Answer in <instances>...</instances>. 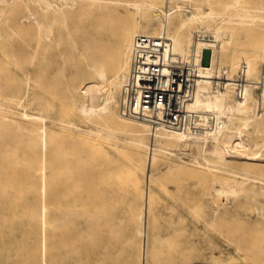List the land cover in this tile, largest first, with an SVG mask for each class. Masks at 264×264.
<instances>
[{"label":"rangeland","instance_id":"1","mask_svg":"<svg viewBox=\"0 0 264 264\" xmlns=\"http://www.w3.org/2000/svg\"><path fill=\"white\" fill-rule=\"evenodd\" d=\"M78 1L56 0L51 7L55 14L70 8L72 17L66 36L45 52L52 64L38 83V28L29 15L41 1L0 0V264H138L146 189L151 192L154 214L148 264H264V161L247 164L250 155L238 152L227 154L231 159L227 165L216 163L209 154V168L200 154L194 155L198 164L194 157L170 148L158 153L150 182L149 169L141 161L152 150L137 152L131 141L134 132L118 128L111 133L109 124L96 114L80 112L73 90L83 84L76 79L74 67L81 56L71 49L72 39L81 34L75 29ZM150 1L117 0L111 5L103 1L89 37L115 49L114 32L135 24L137 6L141 17L136 24L145 25L142 13ZM227 1L163 3L178 9L176 14L182 17L186 12L179 13L178 5L196 10L200 4L225 15L237 10L252 15L249 22L230 23L234 28L230 46L235 52L231 63L243 64L246 55L259 51L249 80L260 89L264 86V0ZM39 95L50 107L49 114L43 112L46 126L25 116L40 111ZM120 99L119 93V111ZM248 104L255 116L243 134L264 151V103L250 100ZM68 123L72 132L62 127ZM243 170L263 181L254 187L240 183L234 187L237 194L220 193L214 200L208 195L210 189L216 195L217 188H230L225 184L229 178L242 180ZM63 186L65 197L60 194ZM61 211L68 213L59 230L60 221L53 218ZM61 236L62 242H56ZM57 253L62 254L58 262Z\"/></svg>","mask_w":264,"mask_h":264},{"label":"bare ground","instance_id":"2","mask_svg":"<svg viewBox=\"0 0 264 264\" xmlns=\"http://www.w3.org/2000/svg\"><path fill=\"white\" fill-rule=\"evenodd\" d=\"M40 1L41 4L36 7V11L30 12L29 15L35 20L38 28V39H36L39 44L38 83L41 81L42 72L52 64L49 57L45 56V52L55 48L56 41L66 36L64 32L66 31V26L69 27V21L72 17L70 8L65 11L62 9L58 14L51 10V7L56 6V0H52L49 3H45V0ZM103 1L111 5L115 4L117 0H79L75 11V19L78 21L75 29L83 34L77 36V39H72L71 46V49L78 54L77 56H81L77 58L74 67L76 79L83 84L77 85V89L73 90V102L81 104L80 112L85 116L96 114L98 118L109 124L111 133H114L113 131L118 128L134 132L135 135L131 139L134 149L137 152H141L144 148L152 150V153L150 152L151 154L148 157L145 156L141 161V165L149 169L150 182H152L151 178L155 176L152 172L153 165H156L159 161L160 156L158 153L170 148H177L179 153L183 152L192 157L200 154L209 168H212L208 163L209 158H207V155L209 154L214 157L216 163L227 165H229L228 162L231 160H227V154L238 152L250 155L246 161L247 164L263 162L264 151H261L257 147L258 143L253 142L252 139H245L246 135L244 136L243 134L244 127H250L249 122L255 116L254 107L248 104L249 101L251 100L253 103L262 101L264 103V86H260L259 89L254 85V81L249 80L251 73L257 67L261 53L256 50L253 55H246L247 59L244 57L243 64L239 63L236 65V62L231 63L235 52L234 50L232 51L230 46L232 43L231 38L234 36V28H232L230 23L236 20H239V23H245L250 17L252 18V15L241 10L225 15V12L214 7L203 8L200 4H197L196 10L190 9L187 5H178L179 13H182L181 11L186 12V15L182 17V14H176L178 9L170 7L168 3H163L164 0H151L148 2V8L142 13L145 25L136 24V19L141 17V8L137 6V11L133 16L135 24L133 26L124 25L123 28L114 32L116 43L114 45L115 49L111 50L109 46L101 45L96 39L89 37L90 29L95 25L96 10H102ZM167 1L169 0H165V2ZM220 2L223 3V0H220ZM226 2L228 3L229 1L226 0ZM107 7L113 8L112 6ZM150 27L155 30H151ZM67 30V37L70 38V28H67ZM194 30L203 33L204 37H198V31L194 33ZM161 32H165L168 38L172 40L174 50L182 60L196 66L198 74L196 78L197 91L190 107L196 111L197 121L203 126H208L209 124V113H217L222 125L215 132L185 134L162 128L154 129L149 122L125 117L120 112L121 109L120 111L117 109V96L119 93L122 94L123 86L129 74L134 37L137 34L154 35ZM35 52H37V49ZM74 52L71 55H74ZM46 61L47 65H44ZM241 69L244 99L239 102L236 99L235 89H229L228 87L235 86V81L239 78ZM262 77L264 78V71L262 72ZM261 80L263 79L261 78ZM37 101L40 105H38L40 111L33 114L25 112V116H28L33 121L41 120L46 126L48 120L43 112L49 114L50 107L48 103L43 101L42 95H39V98L37 97ZM259 105L261 104L259 103ZM262 114L264 116V112ZM257 115L259 114L257 113ZM262 123H264V117ZM45 126L44 129L46 128ZM62 127L68 132H72L70 123L68 125L63 124ZM179 157H181V154H179ZM194 160L198 164L201 163L195 157ZM241 175L242 180L227 179L225 184L229 185L230 188H226V186L217 188L218 192L215 190L217 196L214 195V190L212 189L207 192L208 195L214 200V197L218 198L220 193L235 192L234 187L240 183H250L254 187L259 180L263 181L261 176L248 171L244 172L243 170ZM60 194L61 196H66L67 190L65 186L61 189ZM150 194V190L146 189L142 196L140 226L142 236L138 264H140V258L141 264H148V257L153 251L150 231L154 214L153 201ZM67 213V211L66 213L61 211V214H56L53 218L54 222L60 221L58 223L60 224L59 230L67 217ZM29 242L33 245L32 240ZM56 242H62V236L61 240L58 239ZM61 256L62 254L60 253L56 254L57 262L62 258Z\"/></svg>","mask_w":264,"mask_h":264},{"label":"built area","instance_id":"3","mask_svg":"<svg viewBox=\"0 0 264 264\" xmlns=\"http://www.w3.org/2000/svg\"><path fill=\"white\" fill-rule=\"evenodd\" d=\"M198 37H204L198 33ZM197 68L176 54L165 32L137 34L133 39L129 74L123 86L120 109L125 117L145 120L154 128L185 134H206L221 127L217 113L200 125L191 109L197 91ZM237 101L244 99L242 69L235 81Z\"/></svg>","mask_w":264,"mask_h":264}]
</instances>
